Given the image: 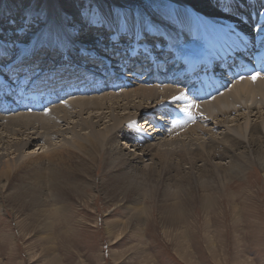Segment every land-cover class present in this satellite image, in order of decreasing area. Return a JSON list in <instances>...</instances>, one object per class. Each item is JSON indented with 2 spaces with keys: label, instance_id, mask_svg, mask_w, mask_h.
<instances>
[{
  "label": "bare ground",
  "instance_id": "bare-ground-1",
  "mask_svg": "<svg viewBox=\"0 0 264 264\" xmlns=\"http://www.w3.org/2000/svg\"><path fill=\"white\" fill-rule=\"evenodd\" d=\"M15 1L19 2H0L3 30L0 39L12 36V39L0 40V46L6 48L2 49L0 58L3 53L9 57L7 62L5 57L3 61L0 59V190L4 192L12 187L10 179L14 174L18 190L13 194L6 192L13 207L18 205L26 212L32 206L34 210L40 206L49 215L59 214L71 210L73 205H85L89 196L83 192L103 183L108 188L107 198L111 197L105 204L113 214L118 207L130 209L129 198L141 191L148 192L146 184L152 188L149 192L154 196L162 221H167V217L180 220L190 216V209L183 212L185 206L194 212L196 208L208 206L212 217L216 198L213 193L223 190L221 185L248 176L252 166L264 173V74L262 65H254L264 54V0H181L194 11L191 12L194 21L179 18L177 10V13L168 12L171 4L164 0L157 6L152 0H146L148 10L139 0H93L91 5L75 0L70 9L73 15L68 12L61 17L63 7L55 0L56 6L51 3L45 15L49 23H54L46 31L50 42L45 35L43 44H47H42L43 50L35 55L32 53L38 38L34 41L30 38L40 24L32 28L28 27L29 20L24 24L20 18L25 9L16 7ZM94 3L98 4L99 19L94 18ZM113 5L123 11H112ZM30 7L28 19L38 16L36 6ZM2 19H8V23ZM107 25L111 31L108 43ZM187 38H197L200 50L177 47L185 44ZM212 40L215 44L207 48L205 45ZM154 41L161 42L162 46L156 49ZM214 49L222 54H216ZM152 50H156L153 56L148 54ZM55 53H60L56 60ZM78 54L86 61L98 60L103 80L97 76V90L92 95L68 97V101L59 103L62 99L53 92L59 85L47 84L56 77L53 72L58 65L62 69L72 59L76 62ZM66 55V59L60 57ZM224 55L243 57L255 69L260 68L262 75L253 79L254 72L249 68L246 78L231 82L214 98H190L188 93L192 88L182 69L188 70L201 61H209V66L214 67ZM205 64L202 68L207 67ZM31 65L39 70L34 72ZM226 65L224 60L218 68L220 75L225 74ZM145 70L153 71L154 75H141ZM160 71L166 75L159 76ZM111 75L114 77L110 79ZM204 77L208 78L209 74ZM96 80L87 89L93 88ZM26 82L29 89L40 84L45 88L44 92L40 91L43 96L30 94L33 104L26 103L25 94L29 89H20ZM48 86L54 88L48 89ZM13 89H16L14 93ZM100 92L104 93L99 95ZM258 96L261 100H256ZM75 104L81 110H75L78 118L72 121L66 111L76 108ZM66 105L74 106L67 109ZM86 108L92 111L85 117ZM19 110L26 112H16ZM62 112L60 119L68 126L56 131L60 140L54 142L44 135L47 130L51 132L47 124H57ZM177 115L182 118L180 122ZM166 116L167 128L161 123L163 120L158 121ZM38 125L45 130L43 133L28 132ZM33 142L40 143L31 149ZM28 182V188L24 189ZM35 182L43 188L36 189ZM121 192L125 195L119 197ZM37 193L41 196L40 202ZM75 195H79L76 203L73 202ZM6 200L0 198L1 211L6 210ZM149 216L147 211H139L137 215L143 220ZM107 223H110L108 233L115 234L117 220ZM43 228L44 234L52 233L51 227ZM24 229V232L31 230Z\"/></svg>",
  "mask_w": 264,
  "mask_h": 264
},
{
  "label": "rangeland",
  "instance_id": "rangeland-1",
  "mask_svg": "<svg viewBox=\"0 0 264 264\" xmlns=\"http://www.w3.org/2000/svg\"><path fill=\"white\" fill-rule=\"evenodd\" d=\"M18 1V3L17 1L14 2L15 6L25 9L20 18L24 24L29 20L26 18L30 16L29 13L32 8L30 6H36V13L41 20L49 11L51 3L54 4V7L56 6L55 0H30L26 5L24 2L27 0ZM81 1L91 5L93 0ZM152 1L157 6V3L163 0ZM164 1H168L171 8L173 7V9H168V12H178L180 13L179 18L194 21V16H192L194 11L189 5L182 3L181 0ZM58 2L63 7L60 17L68 12V14L73 15V11L71 12L70 9L75 0H58ZM139 2L148 10V1L139 0ZM97 7L98 4L94 3L92 11L95 10L94 18L99 19V8ZM112 8V11L117 13L123 11L120 6L115 8L113 5ZM131 9V6L127 8L128 11ZM150 12L153 11L150 10ZM5 15L3 14V16ZM149 19L147 18V20ZM4 20L2 19L3 23H8V19ZM156 21L162 23L157 17ZM53 25L54 23H49L48 18L44 20L43 23L36 26L33 31L35 34L30 38V41H34L36 37L44 39L47 36L46 38L50 42V34L46 31L48 27ZM71 25L70 23L69 27ZM2 31L0 28V35H3ZM105 33L106 38H110L111 31ZM79 34L80 30L75 35L78 36ZM10 37L12 36H4L0 40L12 39ZM84 40L85 38L79 41L83 42ZM186 40L188 41L185 43L184 40L185 44L181 45L185 50L189 48H193L194 51L200 50L201 45L197 38H187ZM212 41L205 46L208 45L207 48L213 46L215 41ZM27 45H30V42ZM43 45L42 47H44ZM2 49L6 50L5 47L0 46V53ZM2 55L0 59L3 61L2 57L6 58V54L3 53ZM8 60L9 57L4 59V62ZM46 63H50V61L47 60ZM103 93L100 92L99 95ZM84 96L90 95H82V97ZM261 98L258 96L256 100H261ZM68 100L69 98L64 102ZM90 102L94 105L92 101ZM71 106L66 105L67 109ZM78 106L66 111L71 116L72 121L78 118L77 115L75 117V112L81 110V107L79 106V109ZM88 109L86 108L83 114L85 117L89 115L91 110ZM63 115L64 112L57 117V124H47L51 131H46L44 136L47 139L54 142L60 140L56 131L60 127L64 129L68 126L64 120L60 119ZM234 115L236 112L231 117ZM173 116L174 112L172 111L170 117ZM181 120L182 118L179 116V122ZM138 121L137 123H139ZM172 122L178 123L174 119ZM101 125L104 126V123ZM165 125L167 128L168 125ZM37 130L42 133L45 131L38 125L28 132ZM37 143L40 142H33L31 149H34L35 146L33 145H38ZM247 175L246 177L234 178L232 183L226 186L221 185L223 190L213 193L216 198L214 206L211 208L212 217L208 206L196 208L195 212L193 208L185 206L183 212L186 213L190 209V216H184L180 220L179 218L170 220L167 217V221L164 222L158 214L154 196L149 192L152 188L146 184L144 187L148 192L141 191L135 194V197L129 198L130 209L129 207H118L113 214L110 211V206L105 204L106 200L109 201L111 197L107 198L105 191L108 188L104 187L105 184L103 183L92 189L87 188L83 192L84 196H89L90 199H86L85 205L84 203L80 206L73 205L71 210H63L59 214L49 215V212L41 210L40 206H37L35 210L32 206L30 210L27 209L25 212L18 205L13 207L7 199V193L13 194L18 190L15 187L17 180H14L15 175L12 174L10 179L12 187H8L10 190L7 188L4 192L2 191L4 194L0 190V198L4 201L7 199L6 210L1 211L0 209V264H264V173L259 167L252 166L248 169ZM28 185L29 182L24 189L28 188ZM33 185L36 189L43 188V185L36 182ZM37 194L40 202L41 196L39 193ZM118 195L120 197L125 194L121 192ZM119 197L116 198L117 201H119ZM78 198L79 195H75L73 202L76 203ZM139 211L150 213L149 219L143 220L137 217ZM114 219L117 220L116 225H114L116 233L110 234L107 231V226L110 223L108 225L107 222H112ZM125 225H127L126 228H124ZM31 226L30 230L29 227ZM45 226L51 227L52 233L44 234L43 227ZM25 227L30 231L24 232Z\"/></svg>",
  "mask_w": 264,
  "mask_h": 264
},
{
  "label": "snow or ice",
  "instance_id": "snow-or-ice-1",
  "mask_svg": "<svg viewBox=\"0 0 264 264\" xmlns=\"http://www.w3.org/2000/svg\"><path fill=\"white\" fill-rule=\"evenodd\" d=\"M26 19H28V18H26ZM46 19H47V16L44 17V20H46ZM44 20H41L39 16L32 17L31 19H29L28 27L29 28H32L34 26V24H41V23L44 22ZM43 43H44L43 38L42 37L41 38H38V40H37V46H36V48L34 49V51L32 53L33 55H35L39 50H41L40 49V46ZM257 76H259V73L254 74L253 79H255Z\"/></svg>",
  "mask_w": 264,
  "mask_h": 264
}]
</instances>
